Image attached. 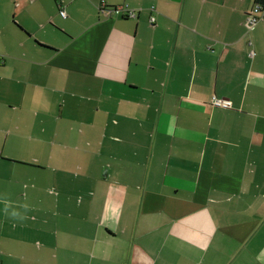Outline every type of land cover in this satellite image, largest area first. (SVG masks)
<instances>
[{"label":"crops","instance_id":"0c3cea01","mask_svg":"<svg viewBox=\"0 0 264 264\" xmlns=\"http://www.w3.org/2000/svg\"><path fill=\"white\" fill-rule=\"evenodd\" d=\"M257 2L0 0V264H264Z\"/></svg>","mask_w":264,"mask_h":264},{"label":"built area","instance_id":"2783aa9c","mask_svg":"<svg viewBox=\"0 0 264 264\" xmlns=\"http://www.w3.org/2000/svg\"><path fill=\"white\" fill-rule=\"evenodd\" d=\"M100 9L106 14V15H111L115 11L119 10H124L129 16H135L136 11L132 8L129 7H124V6H118L115 8H107L105 3H102ZM263 12H264V4L261 2H257L253 8V10L248 14L246 18V23L249 25L250 29H252L257 23H259L263 19ZM60 13L65 16L66 12L64 10H61ZM156 20V17L153 15L151 17V22L154 23ZM254 52H252V55ZM213 104L217 106H223V107H230V101L219 98V97H214L213 98Z\"/></svg>","mask_w":264,"mask_h":264},{"label":"clouds","instance_id":"9594fccd","mask_svg":"<svg viewBox=\"0 0 264 264\" xmlns=\"http://www.w3.org/2000/svg\"><path fill=\"white\" fill-rule=\"evenodd\" d=\"M23 207H24V208H27V205H23ZM10 214H11L13 217H15V216L18 215V213H17L15 210H13Z\"/></svg>","mask_w":264,"mask_h":264},{"label":"rangeland","instance_id":"374dc122","mask_svg":"<svg viewBox=\"0 0 264 264\" xmlns=\"http://www.w3.org/2000/svg\"><path fill=\"white\" fill-rule=\"evenodd\" d=\"M156 21V20H155Z\"/></svg>","mask_w":264,"mask_h":264}]
</instances>
